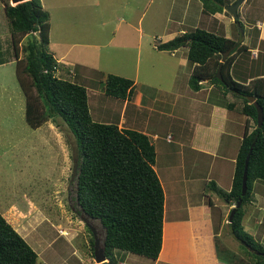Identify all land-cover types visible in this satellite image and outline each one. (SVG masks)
Listing matches in <instances>:
<instances>
[{
	"label": "rangeland",
	"instance_id": "obj_1",
	"mask_svg": "<svg viewBox=\"0 0 264 264\" xmlns=\"http://www.w3.org/2000/svg\"><path fill=\"white\" fill-rule=\"evenodd\" d=\"M198 1L65 0L52 5L50 0H43V7L50 16V41L46 44V48L51 54L57 53L55 58H60L67 52L68 47L72 46L65 58L59 60V67L65 66L75 72L76 81L86 86L90 114L94 121L117 123L121 118L123 100L105 94L103 87L108 74H117L137 81L135 93L139 91L149 96L152 93L163 95L164 92L166 94L164 99L172 103L179 97L168 94V91L179 87V91L185 93L188 88L186 86L191 74L190 67L176 66L178 60L187 57V48H181L177 56L172 57L167 52H159L154 45L179 35L178 31L181 29L190 31L200 27L220 35L226 34V25L232 22L230 19L233 18L232 14L226 10L216 13L208 12L206 9L204 11L202 0ZM230 1L232 3L234 0ZM253 1L244 0L238 12L246 10L247 7L249 11L254 12ZM132 7L139 13L134 19L132 14L135 11H131ZM101 10L105 14L103 19H107V25L104 27L98 24L101 14L97 13ZM141 12L144 14L140 23ZM1 18L4 22H1L0 26L9 28L8 19L0 3ZM239 20L244 26L242 19ZM140 27L142 29H138ZM231 28L240 32L238 22L236 23L235 20ZM23 42L25 44L27 38ZM11 53L14 54L12 47ZM23 55L21 51L20 57ZM0 80V212L8 217L14 227L17 220L26 221L33 214L37 216L39 211V216H45L47 220L43 219L34 226V230H31L29 237L26 238L38 252L39 264H65V261H69L67 264H99L94 257L93 229L96 230L100 246H103L105 231L98 220L84 215L77 205V174L74 176L77 154L74 138L70 137L71 132L62 122L57 126L52 120L35 129L28 125L25 119V95L17 80L15 65L3 66L0 69ZM226 97L230 101L228 95ZM170 106L171 104L157 106L154 110L158 111L160 108L161 114L154 111L152 116L170 121L171 118L166 113L172 111L173 114L175 110ZM146 116L147 114H144L142 117L146 118ZM177 122L179 119L175 118L174 123ZM163 127L165 126H162V129ZM240 128L243 130V123ZM172 129L176 130V127L173 126ZM176 134H179V131ZM168 139L171 140L170 136ZM155 146L156 169L167 194V222L172 218L178 216L186 218L188 215L186 208H182L185 207L186 198L180 197L176 200L170 197L175 192V183L180 182L179 192H184V188H188L194 194V202H199L198 199L201 197L206 200L208 206L210 192H214L210 187V181L222 179L224 185L228 182L229 172L225 170L231 165L226 161L227 164L222 171L219 169L216 173L214 170L212 172L214 158L211 153L189 148L190 155H187L184 161L183 151L179 148L181 146L177 138L172 144L162 140ZM225 152L228 154L229 149L226 148ZM190 161L199 165L197 169L199 175L196 173L194 180L183 176L182 168L189 170ZM214 169L216 170V167ZM219 173L222 175L221 179ZM257 189L263 191L259 190V187ZM200 192L201 194L198 195ZM220 198L219 201L225 202V192L220 193ZM172 200L177 204L175 207L182 206L181 209L174 210V206L170 207L169 202ZM249 202L245 209V213L249 210V214L244 215L243 223L252 227L254 222L250 214L257 208L251 206V203L259 205L260 202L254 200L253 193ZM211 209L214 212L215 222L209 215L210 210L199 209L197 213L202 215L203 220L200 219L196 229L206 231V225L212 227L219 224L218 227L216 226V231L219 233L218 250L230 249L246 260L243 245L234 238L228 225L230 212L225 211L220 222L219 208L216 206ZM30 222L31 220L26 226L30 224L32 227L33 223ZM68 226L77 232L75 240L68 246H65L61 240L53 248L48 247L50 240L59 235V228L68 229ZM168 229L167 224V232ZM249 230L252 233L253 230ZM260 243L264 246V241ZM74 249L75 254H73ZM120 254L123 256L126 252L123 254L121 251H116L119 261L122 259ZM129 258H132V264L154 263L152 259L142 255L130 253ZM126 263L130 264L129 259ZM118 264L125 263L121 260Z\"/></svg>",
	"mask_w": 264,
	"mask_h": 264
},
{
	"label": "trees",
	"instance_id": "obj_2",
	"mask_svg": "<svg viewBox=\"0 0 264 264\" xmlns=\"http://www.w3.org/2000/svg\"><path fill=\"white\" fill-rule=\"evenodd\" d=\"M202 3L204 11L216 13L225 10L224 5L231 1L202 0ZM3 9L12 36L16 77L25 95L26 122L34 129L49 120L57 126L62 122L74 138L79 170L76 202L79 210L98 220L105 231L103 247L108 260L100 264H118L116 251L120 250L155 261L163 244L165 192L154 168L156 148L152 139L142 131L121 128L118 123L92 119L86 86L76 81L77 76L68 79L57 75L58 61L46 48L50 41V16L41 0L16 5L3 0ZM181 47L188 48V63L193 67L190 87L199 90L202 81L208 80L228 95L229 109L246 115L255 124L251 131L245 126L230 191L218 190L219 194L225 192L226 200L240 204L231 209L228 225L234 238L243 245L247 259L230 249L218 251L227 259L226 264H264V246L243 225L254 182L264 180V120L259 127L256 106L248 99L254 96L264 114V79L257 78L245 85L229 74L235 54L247 49L239 40L196 27L157 45L159 50L168 51ZM230 48L231 53L221 67V80L217 71L222 54ZM134 87L132 79L110 73L103 88L106 95L126 99L132 97ZM248 154V187L243 195ZM211 185L218 189L214 182ZM0 264H39L38 253L1 212Z\"/></svg>",
	"mask_w": 264,
	"mask_h": 264
},
{
	"label": "crops",
	"instance_id": "obj_3",
	"mask_svg": "<svg viewBox=\"0 0 264 264\" xmlns=\"http://www.w3.org/2000/svg\"><path fill=\"white\" fill-rule=\"evenodd\" d=\"M41 1L43 4V0ZM62 1L65 0H50L52 5H54L55 3L58 4ZM133 1L135 0H132V2ZM109 2H111V0H109ZM198 2H200V0ZM0 3L3 8L2 0H0ZM253 3H255V5H253V10L257 12L254 11V13L252 11H249L248 7L246 8V10L244 9L245 12L244 10L239 11L240 13L238 12L240 15L239 19L241 18L244 22L243 28L241 27V29H239L240 32H236L231 28V24L234 19L230 18L232 22L226 25L227 28L225 34V36L228 38L241 41V43L245 44L247 47L245 51H241L235 54L229 68V74L232 76V78L237 82L244 83L245 85L250 84L253 80L257 78L264 79V0H254ZM133 10L135 11V13L132 14V19L138 17L139 14L138 12H136L137 10L133 9L132 7L131 11ZM97 14H101V17H99L98 20V24L102 27L106 26L107 19H103L105 14L102 12V10ZM143 14L144 12H141L139 15L140 23ZM95 18L96 17H94V19ZM1 22H4L3 18L0 19V23ZM138 29L142 28L140 27ZM185 31L186 30L181 29L178 32L179 34H181ZM10 44L13 50L9 28H3L2 26H0V69L3 66L5 67L6 65L16 64V57L14 56L15 53H11V47H9ZM157 45L158 44L154 45V47L159 52H167L172 57H176L178 51L181 48H187L181 47L174 51H168L159 50L157 48ZM71 47L72 46L70 45L68 47L67 52L64 55H61L60 58H56L58 62L60 59L65 58L66 54H68V51ZM186 52H188V48ZM53 54L54 56H56L57 53ZM176 66L190 67V70H192L193 68L188 63L187 57H182L180 61L178 60ZM71 72L72 71L66 68L65 66L60 68L58 64V76L62 78L77 76L75 72H73L74 76L71 74ZM175 79L177 78L175 77ZM136 82L137 81H134L135 87ZM201 85L202 86L199 90H194L190 87L188 80V86H186L188 88L185 87V93L179 91V87L177 89L168 91V94L179 97L172 103H168V101L164 99V96H166L164 92L162 93L163 95L152 93V95L147 96L139 91L135 93V87L132 97L122 99V114L121 118L117 122L119 127L135 129L146 133L152 139L154 145L162 140H165L167 143L172 144L177 138V142H180L181 146L179 148L181 151H183L184 161H186V156L190 155V150H188L189 148H194L198 152L201 151L211 153L213 154L212 157L214 158L213 164L211 166L212 172L214 170V172L216 173L219 171V169L220 171H222L225 167L224 165L227 164L226 161L231 165L228 167L227 170H225L229 172L228 182H226V185H224V181L221 179V173H219L221 181L219 179L218 181H214L213 179L210 181V183L214 182L218 189H214L212 185L210 186L214 192H210V197L208 198V206L206 205V200L201 199V197L198 199L199 202H194V194L190 192V189L188 188H184V192H179L181 191L178 189L180 187V182L179 184L175 183V192L170 197H173L176 200H178V198L180 197H185L187 200L184 202L185 207H181L186 208L188 215L186 218H180L178 216L177 218H172L169 222H167V194L163 181L156 169V151V162L154 168L164 188L165 212L163 223L162 250L159 258L156 259L153 264H226L227 262L225 256L220 254L218 251L219 233L216 231V226L218 227L219 224L213 225L212 227L206 225V231L197 230V223H199L200 219L203 220V218L201 217L202 215H199L197 213V210H210L209 215L215 222L214 212H212L211 208L217 206L220 210L219 221L221 222L224 212H230L233 206H235V204L232 203L231 200L225 199V202L219 201L221 198L220 194L218 193V190H222L225 192L230 191L232 187L233 175L235 172L236 157L239 150V146L241 144V140L243 138L245 126L247 125L249 131H251L254 129L255 124L253 120H247L246 115H243L228 108L229 101L224 91L221 90L219 87H216L208 80L202 81ZM167 104H171L170 108L175 109L173 114L172 111L166 113L169 118L173 119L172 121L170 119L171 123L170 121H168V119L166 120V118L165 120L167 122H165V120H160L152 116V112L157 111L154 110L157 106H164ZM176 109L178 110V112ZM159 110L160 108L157 112L161 114V111ZM144 114H147L146 118L142 117ZM175 118H178L179 122L174 123ZM235 121L239 122L240 124ZM241 123H243L244 126L243 130H241L240 128ZM162 126L165 127H163L162 129ZM173 126L176 127V130L179 131V134H176L177 131L172 129ZM235 132L236 134L234 135ZM169 136L171 140L168 139ZM226 148L229 149L228 154H226L225 152ZM190 163L191 166L189 170H185L182 168L184 172L183 176H185L186 179L191 178L194 180L197 174L199 175L197 171L199 165L197 164V162L194 161H190ZM215 167L216 170L214 169ZM173 175L175 177V173ZM173 181L177 182V180ZM255 182H257L258 184H255ZM255 182L253 185L252 193L254 194V200H257L260 203L259 205L254 204V202L251 203V206L254 205L257 208L255 210L254 207L255 211L251 213L252 215L250 214L254 222L252 227H249L244 223L243 225L244 228L248 230V232L250 231L249 229L253 230L254 234H252L253 231L251 234L256 240H259L258 242H262L264 241V180H256ZM258 187L259 190L262 189L263 191H258ZM200 194L201 192L198 195ZM169 205L170 207H175L177 204L175 201L172 200L169 202ZM181 207L177 206L174 208V210L181 209ZM248 209L250 208L248 207ZM248 211H246L247 214H249ZM39 214L37 213V216H34L33 214L31 218L26 221L17 220L16 226L13 227L26 239L27 237H29V232L31 230H34V226L38 225L43 219H46L44 215L39 216ZM6 218L9 221L8 217ZM30 220L33 223L32 227H30V224L26 226ZM60 222H62V220H60ZM66 223H68V221ZM167 224L169 225L168 232L166 230ZM60 231L67 232L68 234L65 235ZM58 234L59 235L54 236V238L50 240V242L48 243V247L53 248V246H56V244L61 240L63 241L65 246L70 245V243L75 240L77 232H74L72 227L68 226V229L59 228ZM121 252L124 254V251ZM75 253L76 250L74 249L73 254ZM127 253L128 252H126V254H124L123 256L120 254L122 257V263L127 264L126 261L129 259L130 264H132V258H129L130 253ZM68 262L65 261V264H67Z\"/></svg>",
	"mask_w": 264,
	"mask_h": 264
},
{
	"label": "water",
	"instance_id": "obj_4",
	"mask_svg": "<svg viewBox=\"0 0 264 264\" xmlns=\"http://www.w3.org/2000/svg\"><path fill=\"white\" fill-rule=\"evenodd\" d=\"M24 1L27 0H10V4L12 5H16L19 3H22ZM244 0H235L233 3L230 4H226L224 5V9L229 11L234 20L238 21V26L241 29V24H240V20H239V14H238V8L239 6L243 3ZM232 48H230L229 50L225 51L222 54V60L221 63L219 65L218 71H217V77L220 78L222 80V76L220 74L221 71V67L223 62L226 60V58L229 56V54L231 53ZM249 101L251 103H253L256 106L257 109V120H258V126H262L263 120H264V114H263V108L258 104V102L256 101V98L254 96H249L248 97ZM249 157L250 154H248L247 158H246V162H245V168H244V172H243V182H242V194L245 195L247 192V177H248V162H249ZM78 161H76L74 163V176L76 174H78ZM74 178V177H73ZM240 204L237 203L235 205V207L239 206ZM94 232V237H95V243H94V257H95V261L100 263H103L104 261H106V255H105V248L103 246H100V241L99 238L97 236L96 230L93 229Z\"/></svg>",
	"mask_w": 264,
	"mask_h": 264
},
{
	"label": "clouds",
	"instance_id": "obj_5",
	"mask_svg": "<svg viewBox=\"0 0 264 264\" xmlns=\"http://www.w3.org/2000/svg\"><path fill=\"white\" fill-rule=\"evenodd\" d=\"M10 1V0H9ZM72 71V70H71ZM71 74L74 76V74H73V71L71 72ZM235 207V206H234ZM61 233H63V234H65L66 232H63V231H60ZM66 235V234H65ZM108 259H106V261H107Z\"/></svg>",
	"mask_w": 264,
	"mask_h": 264
}]
</instances>
